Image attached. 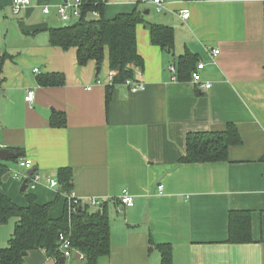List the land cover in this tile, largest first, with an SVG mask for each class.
Listing matches in <instances>:
<instances>
[{
    "label": "crops",
    "instance_id": "0c3cea01",
    "mask_svg": "<svg viewBox=\"0 0 264 264\" xmlns=\"http://www.w3.org/2000/svg\"><path fill=\"white\" fill-rule=\"evenodd\" d=\"M64 1L31 0L16 14L13 0H0V60L7 55L0 73V149L24 153L38 168L41 180L27 193L52 203L51 218L63 217L68 194L49 181L59 183V170L67 168L83 206L102 199L112 249L99 264H162L160 244L171 246L172 264H264V0H163L159 12L154 0H105L108 19L137 9L146 22L175 30L168 52L151 43L148 26H137L144 59L138 78L145 88L131 92L118 84L109 102L108 48L97 73L95 61L78 64L77 48L50 43L48 30L62 25L56 6ZM185 8L188 20L181 16ZM187 52L204 63L200 73L209 89L171 70ZM60 78L61 85L48 83ZM30 90L32 103L26 101ZM54 114L63 115L64 126L52 124ZM227 123L236 124L242 139L229 148L227 161H180L189 133ZM2 162L10 173L2 191L26 206L21 186L29 170L18 160ZM125 190L133 206L121 203ZM231 210L250 211L254 242L227 243ZM16 224L12 218L0 225V248L9 245ZM74 257L66 264H86L83 255ZM25 264L56 261L32 250Z\"/></svg>",
    "mask_w": 264,
    "mask_h": 264
},
{
    "label": "trees",
    "instance_id": "16d2710c",
    "mask_svg": "<svg viewBox=\"0 0 264 264\" xmlns=\"http://www.w3.org/2000/svg\"><path fill=\"white\" fill-rule=\"evenodd\" d=\"M81 17L60 27L50 28V43L63 49L77 48L78 64L95 61L102 66L105 49L109 50V66L115 72L113 83L107 86V102L112 90L127 79L134 78L135 69L144 66V59L138 51L137 26L145 24L150 31L153 45L172 52L175 47V30L172 26L148 23L142 13H120L112 19L105 16V0H83ZM99 13L98 17L93 12ZM5 55L0 60V73ZM198 64V57L187 52L178 60V79L192 78ZM62 77V76H60ZM45 80L43 83H46ZM64 79L48 80L54 85L63 84ZM52 124L64 126L63 115L54 114ZM242 139L235 123H227L221 129L194 132L187 135L186 154L180 159L185 163H210L228 160L231 146L239 145ZM17 161V160H16ZM7 166L0 161V225L12 218L17 224L8 246L0 248V264H25V257L32 250H44L61 264L60 234H70L75 252H80L86 264H99V260L111 255V223L106 203L91 209L89 205L78 207L59 219L51 218L52 203L40 204L34 195L27 193V205L20 206L2 191L3 176ZM72 172L67 168L59 170V186L67 194L73 189ZM30 178L27 179V182ZM254 242L252 217L248 210H231L229 213V234L227 243L245 244ZM162 264H172V249L169 244H160ZM25 253V254H24Z\"/></svg>",
    "mask_w": 264,
    "mask_h": 264
},
{
    "label": "built area",
    "instance_id": "2783aa9c",
    "mask_svg": "<svg viewBox=\"0 0 264 264\" xmlns=\"http://www.w3.org/2000/svg\"><path fill=\"white\" fill-rule=\"evenodd\" d=\"M30 3H31V0H13V10L16 14H18L24 7H26ZM83 3H84L83 0H65L63 3L56 6L57 16L59 17V19H61V21L65 23H71L72 21H75L81 17ZM154 3L156 4V10L158 12L161 11L163 8L162 6L163 0H154ZM43 11L46 14H50L51 6L44 5ZM93 15L95 17H98L99 13L97 11H94ZM190 15H191L190 9L185 8L181 10V16L183 17V19L188 20ZM218 53H219V50L213 51V55H216ZM203 68H204V63L199 62L197 64L195 71L192 74L191 81L200 89H209L212 86V84L211 82L204 81L202 79L200 71ZM171 70L177 73V66L172 65ZM34 71L39 72V69L36 68ZM141 72L142 71L140 69H135L134 78L127 79L122 84L125 85L131 92H137V91L143 90L145 88V83L138 78ZM114 76H115V72L112 71L110 75L111 84L113 83ZM34 98H35V92L33 90H30L26 97V101L28 103H32L34 101ZM18 162H19L20 167L24 169L30 170L33 167V161L31 159L20 158ZM26 177L30 178L28 185L31 188H34L35 185L41 180V176L37 173H35V175L33 176L27 175ZM49 182H50L51 187L59 186V183L57 181L50 180ZM158 189L160 192H162L163 185H159ZM68 197L70 201V204H69L70 212L76 211L78 207L83 206L81 203V200L78 197H76V194L73 191L70 194H68ZM120 199H121V203H123L126 206L134 205V198L126 190L123 192V195L121 196ZM103 204H104V201L98 198L89 199L87 203V205H89L90 207H94V208H99ZM59 242H60V250L63 254L62 256H64L66 259L73 257L75 254V250L72 245L70 234L62 232L60 234Z\"/></svg>",
    "mask_w": 264,
    "mask_h": 264
},
{
    "label": "water",
    "instance_id": "95a60500",
    "mask_svg": "<svg viewBox=\"0 0 264 264\" xmlns=\"http://www.w3.org/2000/svg\"><path fill=\"white\" fill-rule=\"evenodd\" d=\"M100 70H101V67L99 66L97 68V73H99ZM22 157H24V153H20V152L19 153H15V152L10 151L8 148H1L0 149V161H10V160L16 161V160H19ZM37 171H38V168L34 167V168L30 169L27 172V175L28 176H33V175H35V173H37ZM9 176H10V173H6L3 176V181H7ZM28 186L29 185H28L27 179H25V181L22 183L21 190L22 191H26ZM81 256L82 255H81L80 252H76L74 259H78ZM60 262H61V264H66V258L64 256H62L60 258Z\"/></svg>",
    "mask_w": 264,
    "mask_h": 264
},
{
    "label": "rangeland",
    "instance_id": "374dc122",
    "mask_svg": "<svg viewBox=\"0 0 264 264\" xmlns=\"http://www.w3.org/2000/svg\"><path fill=\"white\" fill-rule=\"evenodd\" d=\"M9 17H10V15H9ZM10 18H13V17H10ZM17 21H18V20H17ZM61 24H62L61 26H63V25L68 24V23H63V22H61ZM15 165H16V164H15ZM15 167H16L17 170H19V167H18L17 165H16ZM20 184H21V183H20ZM22 194H24V193H22ZM91 209H93V208L91 207ZM70 259H71V258H70Z\"/></svg>",
    "mask_w": 264,
    "mask_h": 264
}]
</instances>
